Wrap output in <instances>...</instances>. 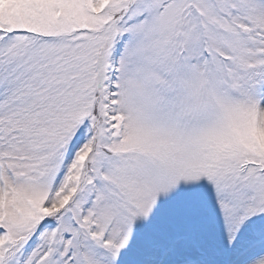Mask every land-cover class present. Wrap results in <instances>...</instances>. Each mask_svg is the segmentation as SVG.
Here are the masks:
<instances>
[{
    "label": "snow or ice",
    "instance_id": "obj_1",
    "mask_svg": "<svg viewBox=\"0 0 264 264\" xmlns=\"http://www.w3.org/2000/svg\"><path fill=\"white\" fill-rule=\"evenodd\" d=\"M0 264H264V0H0Z\"/></svg>",
    "mask_w": 264,
    "mask_h": 264
}]
</instances>
